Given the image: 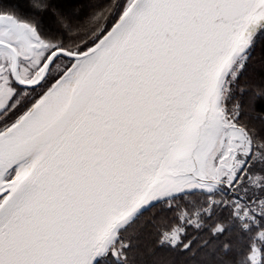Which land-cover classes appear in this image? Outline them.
Instances as JSON below:
<instances>
[{
  "label": "snow or ice",
  "instance_id": "1",
  "mask_svg": "<svg viewBox=\"0 0 264 264\" xmlns=\"http://www.w3.org/2000/svg\"><path fill=\"white\" fill-rule=\"evenodd\" d=\"M164 253L264 264V0L0 3V264Z\"/></svg>",
  "mask_w": 264,
  "mask_h": 264
},
{
  "label": "trees",
  "instance_id": "2",
  "mask_svg": "<svg viewBox=\"0 0 264 264\" xmlns=\"http://www.w3.org/2000/svg\"><path fill=\"white\" fill-rule=\"evenodd\" d=\"M0 3H3L5 5L16 7L17 5H21L24 3V0H0ZM19 11L23 12L24 9L20 8ZM162 258L166 259L168 264H182L183 258L178 256L175 253H164L162 254Z\"/></svg>",
  "mask_w": 264,
  "mask_h": 264
}]
</instances>
